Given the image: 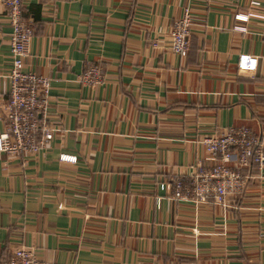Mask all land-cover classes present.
<instances>
[{
    "label": "crops",
    "instance_id": "obj_1",
    "mask_svg": "<svg viewBox=\"0 0 264 264\" xmlns=\"http://www.w3.org/2000/svg\"><path fill=\"white\" fill-rule=\"evenodd\" d=\"M186 7L180 56L170 33ZM251 12L264 0H23L25 69L50 77L44 123L58 129L37 154L0 153V264L19 245L45 264H264V164L228 206L164 185L193 171L204 134L247 126L264 151V17L237 16ZM11 31L0 1V133ZM244 55L254 76L238 74ZM92 64L103 80L84 84Z\"/></svg>",
    "mask_w": 264,
    "mask_h": 264
},
{
    "label": "built area",
    "instance_id": "obj_2",
    "mask_svg": "<svg viewBox=\"0 0 264 264\" xmlns=\"http://www.w3.org/2000/svg\"><path fill=\"white\" fill-rule=\"evenodd\" d=\"M0 1L8 11L12 28V65L7 73L10 91L9 98L3 104L8 124L0 133V153L37 154L51 145L58 129L57 126L44 123L49 110L51 79L25 69L34 28L32 22L24 18L23 0ZM252 4L259 5V1H253ZM237 16L247 21L250 16L264 17V14L251 12ZM192 21L191 9L186 7L171 30V48L180 56H186L189 52ZM238 28L246 29L243 26ZM257 67V57L244 55L238 74L254 76ZM80 80L90 85L101 83L102 67L98 64L90 65L81 73ZM198 143L201 154L192 165L193 171L187 177L174 175L164 185L172 186L177 200L209 201L228 206L229 198L238 197L248 186L249 175L243 169L254 165L261 167L264 164V151L259 136L247 126H230L221 134H204ZM62 158L76 159L75 156L64 157V154ZM10 264L45 262L33 247L19 245L13 250Z\"/></svg>",
    "mask_w": 264,
    "mask_h": 264
}]
</instances>
